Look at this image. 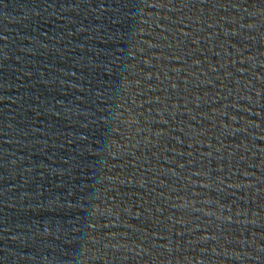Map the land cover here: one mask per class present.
<instances>
[{
    "label": "water",
    "instance_id": "obj_1",
    "mask_svg": "<svg viewBox=\"0 0 264 264\" xmlns=\"http://www.w3.org/2000/svg\"><path fill=\"white\" fill-rule=\"evenodd\" d=\"M161 0H0V194Z\"/></svg>",
    "mask_w": 264,
    "mask_h": 264
}]
</instances>
